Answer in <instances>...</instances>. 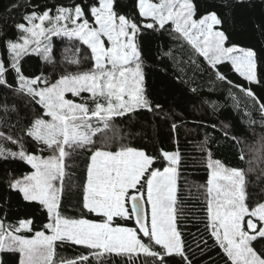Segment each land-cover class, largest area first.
Returning <instances> with one entry per match:
<instances>
[{
	"label": "trees",
	"instance_id": "trees-1",
	"mask_svg": "<svg viewBox=\"0 0 264 264\" xmlns=\"http://www.w3.org/2000/svg\"><path fill=\"white\" fill-rule=\"evenodd\" d=\"M139 2L113 0L112 11L138 28L144 104L94 116L91 139L65 144L58 213L68 219L107 220L85 204L95 150L134 148L152 158L139 184L144 194L151 172L169 165L166 153H177L174 217L181 252L168 253L151 232L143 234L130 209L128 217L117 216L112 223L137 230L151 252H102L59 239L51 264H234L210 220V163L216 160L243 172L248 207L264 202V0H193L194 19L216 14L227 45L254 51L256 81L240 75L228 61L212 64L172 22L159 25L144 17ZM99 5L100 0H0V56L5 64L0 73V222L24 237L49 232L51 217L42 202L26 199L14 186V181L33 171L18 153L47 156L51 150L34 135L37 123L49 114L40 99L20 85V75L42 76L53 83L92 70L95 58L87 44L65 35L51 37L49 57L31 50L12 61L9 43L20 39L21 25L30 14L79 7L82 21L94 22V8ZM25 220L30 226L18 228ZM252 245L264 258V235L254 238ZM20 263L18 249L1 251L0 264Z\"/></svg>",
	"mask_w": 264,
	"mask_h": 264
},
{
	"label": "rangeland",
	"instance_id": "rangeland-1",
	"mask_svg": "<svg viewBox=\"0 0 264 264\" xmlns=\"http://www.w3.org/2000/svg\"><path fill=\"white\" fill-rule=\"evenodd\" d=\"M139 4L144 17L159 25L172 22L212 64L228 61L249 81L257 80L254 51L227 45L225 34L217 27L216 14L194 19L193 0H140ZM112 5L113 0H100V5L94 8V22L82 21L79 7L61 8L55 14L50 11L30 14L28 22L21 25L20 39L9 43L12 61L31 50L49 57L51 37L65 35L87 44L95 58L92 70L66 75L53 83H47L42 76L20 75V85L36 95L49 114L46 121L37 123L34 135L51 150L47 156L18 153L33 171L14 181V186L22 190L26 199L42 202L51 217L50 231L38 232L34 237L6 230L0 222V253L4 249H18L20 264H51L54 243L59 239L89 245L102 252H151L137 230L112 223L117 216L130 215V196L142 192L139 184L152 158L141 150L97 149L93 153L85 204L106 215L105 222L68 219L58 213L65 144L91 139L96 130L90 121L94 116H109L144 104L138 28L127 18L115 15ZM4 70L0 56V73ZM166 157L169 165L151 172L145 197L152 238L168 253H175L182 249L174 217L179 158L177 153H166ZM210 169V220L216 237L234 264H264V258L252 245L254 238L264 235V202L248 207L242 171L216 160L211 161ZM250 222H254V229L250 228ZM29 226L30 222L25 220L18 228Z\"/></svg>",
	"mask_w": 264,
	"mask_h": 264
},
{
	"label": "water",
	"instance_id": "water-1",
	"mask_svg": "<svg viewBox=\"0 0 264 264\" xmlns=\"http://www.w3.org/2000/svg\"><path fill=\"white\" fill-rule=\"evenodd\" d=\"M130 205L134 220L143 234L150 233L148 204L143 192H134L130 196ZM250 228L254 229V222H250Z\"/></svg>",
	"mask_w": 264,
	"mask_h": 264
},
{
	"label": "crops",
	"instance_id": "crops-1",
	"mask_svg": "<svg viewBox=\"0 0 264 264\" xmlns=\"http://www.w3.org/2000/svg\"><path fill=\"white\" fill-rule=\"evenodd\" d=\"M140 3V2H139Z\"/></svg>",
	"mask_w": 264,
	"mask_h": 264
}]
</instances>
